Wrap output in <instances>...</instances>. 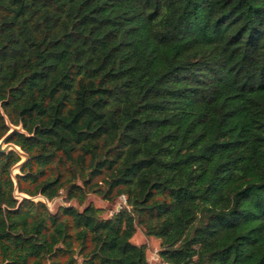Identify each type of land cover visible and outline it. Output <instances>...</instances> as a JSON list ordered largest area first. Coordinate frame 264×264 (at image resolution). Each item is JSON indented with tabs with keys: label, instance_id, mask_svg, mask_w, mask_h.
I'll return each instance as SVG.
<instances>
[{
	"label": "trees",
	"instance_id": "obj_1",
	"mask_svg": "<svg viewBox=\"0 0 264 264\" xmlns=\"http://www.w3.org/2000/svg\"><path fill=\"white\" fill-rule=\"evenodd\" d=\"M3 140L0 264H264V0H0Z\"/></svg>",
	"mask_w": 264,
	"mask_h": 264
},
{
	"label": "rangeland",
	"instance_id": "obj_2",
	"mask_svg": "<svg viewBox=\"0 0 264 264\" xmlns=\"http://www.w3.org/2000/svg\"><path fill=\"white\" fill-rule=\"evenodd\" d=\"M7 147L6 142L3 140L0 142V149H5ZM19 173V168L15 169L14 175ZM89 202H92L96 207L98 208H107V204L98 196L91 195L89 197ZM50 211L52 213H55L59 207L66 206L67 203L61 198L52 202L47 203ZM77 206V204H74ZM80 210L82 207H78ZM113 210H110L107 216H109ZM135 244L137 245H146L147 246V259L149 260L154 253H159L160 251V241L155 238H147L144 234V232L141 229L137 230V233L135 234L133 240Z\"/></svg>",
	"mask_w": 264,
	"mask_h": 264
},
{
	"label": "built area",
	"instance_id": "obj_3",
	"mask_svg": "<svg viewBox=\"0 0 264 264\" xmlns=\"http://www.w3.org/2000/svg\"><path fill=\"white\" fill-rule=\"evenodd\" d=\"M127 207V200L125 196H121L120 202L117 204L115 208V212L120 211L123 207ZM112 212L111 214H113ZM148 264H170V263H162L159 257V253H154L152 254L151 258L148 260Z\"/></svg>",
	"mask_w": 264,
	"mask_h": 264
},
{
	"label": "water",
	"instance_id": "obj_4",
	"mask_svg": "<svg viewBox=\"0 0 264 264\" xmlns=\"http://www.w3.org/2000/svg\"><path fill=\"white\" fill-rule=\"evenodd\" d=\"M0 150H2V149H0Z\"/></svg>",
	"mask_w": 264,
	"mask_h": 264
}]
</instances>
